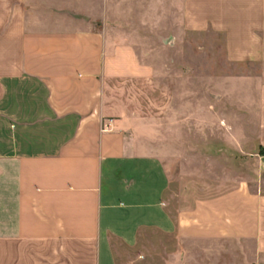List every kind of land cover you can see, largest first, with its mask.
<instances>
[{
  "label": "crops",
  "instance_id": "1",
  "mask_svg": "<svg viewBox=\"0 0 264 264\" xmlns=\"http://www.w3.org/2000/svg\"><path fill=\"white\" fill-rule=\"evenodd\" d=\"M193 37L238 72L209 80ZM224 85L247 111L218 143ZM250 139L264 0H0V264H264Z\"/></svg>",
  "mask_w": 264,
  "mask_h": 264
},
{
  "label": "rangeland",
  "instance_id": "2",
  "mask_svg": "<svg viewBox=\"0 0 264 264\" xmlns=\"http://www.w3.org/2000/svg\"><path fill=\"white\" fill-rule=\"evenodd\" d=\"M192 47L195 48V50H193L194 52L192 53L191 58L194 61H198V57H202V63L204 65L205 63V67L207 69V78L209 80L214 81L216 78L219 79H226L227 76L231 75L233 72H238L237 70H235L233 68V66L228 63L223 55V50L220 49V43H212L210 41H208L207 39L201 38V37H197V38H192ZM217 46V47H216ZM216 47V48H215ZM198 66V65H197ZM245 71H251V72H255L257 71V69L251 68L249 70H245ZM215 82V81H214ZM213 82V84H214ZM210 83V82H209ZM215 85V84H214ZM212 87H208V92L215 94L216 93V87L215 86ZM141 89L144 90L145 94H149V95H160V99L161 105H166V101H165V95L169 92V87L165 84L163 86H161L159 88V90L154 91L151 86H144L141 87ZM199 89V87H197ZM221 87H218V89ZM223 90H218V93L222 92L223 93V103L221 104L223 109H224V113H225V117L224 118V126L227 129V133L221 135H215V134H209L208 135V140L209 141H214V142H226V140H230L232 138V134H231V121H234L233 118V114L237 111L239 112H246V105L247 103L243 100L244 98L242 97L241 94H234L233 93V89L231 85H224ZM164 100L165 103L162 101ZM148 101V99H147ZM149 102V101H148ZM150 104V103H148ZM215 103H213L214 105ZM211 106V108H215L214 106ZM234 114V115H235ZM247 120V119H246ZM243 136V135H242ZM192 137L194 138H200V135H192ZM223 137V140L222 138ZM252 142H254L255 146H254V150L252 149H248L246 151H244V154L241 155V157H251L254 158L255 160L258 158L257 154H252V153H256V152H262V146H258V140H252L250 139ZM251 145V144H250ZM242 153V152H241ZM257 162L255 161V165L251 164V165H242L241 166V178L247 179L248 176L250 177V175H252L253 172H255V178L257 180H259L261 177L264 178V174L259 172V166L258 164H256ZM253 169V170H252Z\"/></svg>",
  "mask_w": 264,
  "mask_h": 264
},
{
  "label": "trees",
  "instance_id": "3",
  "mask_svg": "<svg viewBox=\"0 0 264 264\" xmlns=\"http://www.w3.org/2000/svg\"><path fill=\"white\" fill-rule=\"evenodd\" d=\"M262 152L264 153V150Z\"/></svg>",
  "mask_w": 264,
  "mask_h": 264
}]
</instances>
